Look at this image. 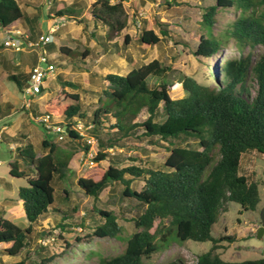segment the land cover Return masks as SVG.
<instances>
[{
	"label": "trees",
	"instance_id": "obj_1",
	"mask_svg": "<svg viewBox=\"0 0 264 264\" xmlns=\"http://www.w3.org/2000/svg\"><path fill=\"white\" fill-rule=\"evenodd\" d=\"M211 1L203 8L202 25L210 30L219 9H232L235 18L227 29V36L233 40L239 56L219 61L218 78L210 77L209 84L184 75L180 81L185 93L183 98L172 99L166 83L152 88L148 86L149 77L164 78L171 71L169 65L154 59L133 67L126 75H104L102 80L106 86L101 94L111 106H100V98L98 108L88 118L83 114L79 96L67 91L75 90L77 84L59 78L60 88L46 103L42 114L64 128L65 144L45 137L40 142V155L32 145H27L16 152L9 164L10 176L25 182L18 188L17 199L22 203L27 222V225L17 224L0 218V244H11L2 253L24 255L12 264H50L55 259L50 256L33 262L28 255L32 234L39 221L49 214L50 209L61 212L52 207L54 185L67 177L72 157L78 152L87 154L90 149L85 137L74 126L77 122L87 125L86 136L94 138L102 149L93 157L98 164L109 160V153L103 150L105 147L98 138L88 133L97 136L104 129L105 122L112 119L114 123L110 127L118 140L134 135L141 128L142 136L157 145L162 143L168 155L162 168L133 164L120 167L114 160L105 169L98 167L96 180L85 177L76 180L77 189L94 201L110 184L117 183L122 187L121 196L135 200L141 207V212L132 220L135 231L126 240L124 251L115 257L101 258L96 264H148L147 260L167 247L171 238L180 243H211L193 264H264V258L223 260L217 252L220 243L232 242L234 238L212 235V228L221 212L226 211L228 203L240 206L239 215L257 211L260 204L257 183L239 171L245 154L264 155V53L255 62L251 53L243 55L247 48L253 50L261 46L264 49V0ZM125 3V0H94L87 20L76 21L86 29L88 21L91 26L89 37L106 46L127 27ZM165 3L167 6L177 5L175 1L165 0ZM67 14L71 15L69 11ZM23 17L16 0H0L1 27ZM156 25L158 34L155 30L142 29L138 37L140 44L157 46L168 38L161 24L157 22ZM98 29L105 30L107 35L98 36ZM130 40L131 37L125 35L124 48H128ZM222 43L212 34L209 37L201 34L193 55L213 58ZM110 46L118 49L116 43ZM250 77L256 85L254 94L247 85ZM143 108L147 118L135 122ZM133 180L142 182L140 190L132 189ZM63 193L68 200V191L63 189ZM92 212L101 222L95 225L90 235L85 234L87 238H115L119 235L121 228L113 212L97 208ZM155 221L158 224L152 231ZM57 225L65 227L66 224L58 222Z\"/></svg>",
	"mask_w": 264,
	"mask_h": 264
},
{
	"label": "rangeland",
	"instance_id": "obj_2",
	"mask_svg": "<svg viewBox=\"0 0 264 264\" xmlns=\"http://www.w3.org/2000/svg\"><path fill=\"white\" fill-rule=\"evenodd\" d=\"M85 1L88 3L90 0ZM168 1H175L177 5L167 6L165 0H130V2L125 3L126 19L128 22L126 32H129L131 36L127 54L133 59L134 67H138L143 63H149L155 58L164 65H169L171 71L164 77L168 84V94L172 99H181L182 91L178 84H180L184 75L191 76L200 83L209 84L210 77L212 79L218 78L219 61L223 62L225 57L239 56L233 40L228 39L227 36V29L234 20L235 15L232 9H219L215 23L209 30L202 25L201 19L203 8L210 5L212 3L211 0ZM157 22L161 24V28L167 31L168 38L163 39L157 47L140 44L138 37L142 29H153L158 34L159 28L156 25ZM42 29L45 31V28ZM88 31L89 29H86L87 35ZM86 34L83 31L80 32V46H78L80 51H82L83 47L90 48L92 46V42L85 43L84 35ZM201 34L208 37L212 34L223 41L221 49L215 57L198 58L193 55L198 44V37ZM122 41L123 37L119 38L120 44H122ZM78 43L75 42L76 45ZM70 46L72 48L75 45L71 43ZM55 48V51L58 52L57 46ZM45 49L47 50V47ZM247 53H251L253 62H255L264 53V49L261 46L253 50L247 48L244 50L243 55ZM70 57L77 58L76 52H72ZM89 58L90 61L86 63L85 67L81 65L80 71L75 69L72 71L67 70L63 77L80 84L78 90L69 89V92L79 96L83 114L88 118L98 108L99 98L102 99L100 106L104 108L111 106V102L101 94V90L105 89L103 81L95 76L87 77L86 73L89 72L88 70H92L94 64L93 57ZM105 60L102 61V66H104L103 62H110L112 68L110 69V65H105L107 69L102 71L103 73H106L108 69L118 72L120 75L127 71L123 68V61L120 58L112 56L109 61V57L107 56ZM125 65L129 66L128 63H125ZM77 75L78 77H76ZM160 80V78L153 77L149 79L148 86L151 88L155 87L160 83ZM247 85L250 88L251 94H254L256 85L253 78L250 77L247 80ZM66 103H72V101H67ZM147 116L146 109L143 108L134 121L143 122ZM113 123V119L105 122L104 129L97 136L88 133V135L95 136L103 143L105 147L103 150H108V157L110 159L98 164L96 163L91 168L85 165L88 156L94 157L98 150H102L99 145L93 144L90 146L87 154L80 152V156L75 158V163L72 164L74 172L69 171L65 179L58 182L56 186L54 185V204L52 207L59 209L61 212L50 209L49 214L45 215V218L39 221L35 227V231L32 234V243L29 248L31 249L28 255L30 261L39 262L41 258L53 256L55 259L50 264H96L101 258L115 257L124 251L126 240L135 231L132 220L141 212V207L135 200L123 198L121 196L122 187L117 183L110 184L100 193L98 200L94 201L92 198L85 196L81 190L79 191L75 182L79 177L96 180L98 178V167L105 169L114 160L118 161L120 167L133 164L137 166H149L153 169L162 168L168 152L162 148L164 146L162 143L157 145L155 141H148V138L142 136L141 128L137 129L134 135L118 140L115 131L110 127ZM31 124L39 133L46 136V131L41 125L34 121H31ZM63 142L65 141H62L61 144H65ZM109 144H111L112 148H110ZM0 157L9 159V149L5 143L1 142ZM8 171L7 164L0 167V176L4 177L5 175L6 180L5 185L1 187L3 195H0V203L4 197L15 201L17 199L18 188L25 185L22 179H12L10 182ZM239 172L248 176L252 182L257 183L260 204L257 211L244 212L239 215L240 206L230 202L226 206V211L221 212L218 222L212 228V235L216 238L220 236L234 238L232 242H221L220 248L217 250L220 257L226 261L264 258V234L260 239L256 237L260 225L259 214L264 207V155L255 152L244 155L241 159ZM131 187L134 190H140L142 182L140 180H133ZM63 189L68 191V200L64 198ZM93 208L114 213L121 228L117 237L103 239L86 237L85 234L90 235L95 225L101 222V219L92 212ZM65 213H67L66 217ZM7 215L0 214L5 219H8ZM58 222L66 224L65 227H59L57 225ZM16 223L21 224L23 221H17ZM157 224L158 221H155L152 231H154ZM38 232H40V235ZM76 238H79L80 241ZM10 246L11 244L0 246V261L2 264L15 263L24 256L23 254L20 256H9L2 253L3 250L8 249ZM210 246V242L186 241L180 243L175 238H171L168 246L152 255L147 260V263L165 264L176 262L177 264H193L196 257L206 252Z\"/></svg>",
	"mask_w": 264,
	"mask_h": 264
},
{
	"label": "crops",
	"instance_id": "obj_3",
	"mask_svg": "<svg viewBox=\"0 0 264 264\" xmlns=\"http://www.w3.org/2000/svg\"><path fill=\"white\" fill-rule=\"evenodd\" d=\"M16 2L22 9L24 17L6 27L0 26V142L5 143L9 149V159L0 157V167L7 164L9 171V164L15 158L16 152L25 146L32 145L36 149L37 154L40 155V142L49 136L46 133V136L39 133L32 126L31 121L35 122V118L43 113L46 103L58 92L60 88L59 78L77 84L75 91L80 87V84L76 81L63 78L67 70L72 71L75 69L80 71L81 65L85 67L86 63L90 61L89 57H93L94 64L92 70H88L89 72L86 73L87 77L95 76L102 80V77L106 74L120 75V73L109 69L106 70V73L102 72L107 69L105 65H110V69L112 68L110 62H103L104 66H102V61L107 56L109 61L112 56L118 57L123 61V68L127 71L122 75H126L134 67L133 59L130 56L127 58L128 48L123 46L125 35L131 37L129 32H126L128 22L127 27L121 34L116 36L106 46L98 44L95 39L89 37L91 26L88 21H86V27L89 29L88 35L84 25L77 23L76 20H87L94 0H90L88 3L85 0H16ZM68 11L71 15L67 14ZM61 23L63 24L53 33V41L47 46L50 61L55 65L54 73L44 80L40 93L35 96H23V89L27 86L29 75L36 65L38 57V52L27 46V40L37 41ZM42 28H45V31ZM16 31H19L20 34H17ZM81 31L87 35H84L85 43L92 42L90 48L83 47L82 51L78 48L80 46ZM97 34L98 36L107 35L106 31L101 29H98ZM121 37H123L122 44L119 42ZM9 39L17 41V48L4 47L3 43ZM75 42L79 43L76 45ZM71 43L75 45L72 48L70 46ZM113 43L117 44L118 49L110 46ZM56 46L58 52L55 51ZM72 52H76L77 58L70 57ZM108 53L110 54L108 55ZM125 63H128L129 66L127 67ZM151 78L153 76L148 78L147 83ZM160 79L159 84L166 83L164 78ZM103 83L106 86L104 81ZM178 86L182 91L181 98H183L185 93L181 88V84H178ZM70 90L68 89L67 91L69 92ZM26 102H28V106H26ZM77 156H80V152L76 153L69 163V170L72 172H74L72 164L75 163ZM9 171L8 176L11 182L13 178L10 176ZM5 181V175L4 177L0 176V195H3L1 187L5 185ZM2 199L0 214H8L7 220L11 222L23 221L22 224L27 225L21 201L18 199L12 201L5 197Z\"/></svg>",
	"mask_w": 264,
	"mask_h": 264
},
{
	"label": "built area",
	"instance_id": "obj_4",
	"mask_svg": "<svg viewBox=\"0 0 264 264\" xmlns=\"http://www.w3.org/2000/svg\"><path fill=\"white\" fill-rule=\"evenodd\" d=\"M125 1L126 3L130 2V0ZM62 24L63 23L55 26L46 36L40 37L37 41L27 40V46L36 50L38 52V57L37 63L33 67L29 75L27 86L23 89V96H35L36 94L40 93L44 80L54 73L55 65L50 61L48 52L45 47L53 41V33ZM16 33L20 34L19 31H16ZM3 45L6 48H17L16 42L12 39L5 41ZM26 106H28V102H26ZM35 122L41 125V127L44 128L46 133L54 141L61 142L64 140V128L58 122H54L52 119H50L49 116L41 114L39 117L35 118ZM74 128L79 132L81 136L85 137L89 147L93 144H97L94 138L86 136V127L83 123L77 122ZM95 164L96 162L93 160V157L91 155L86 158L85 165L91 168L94 167Z\"/></svg>",
	"mask_w": 264,
	"mask_h": 264
},
{
	"label": "water",
	"instance_id": "obj_5",
	"mask_svg": "<svg viewBox=\"0 0 264 264\" xmlns=\"http://www.w3.org/2000/svg\"><path fill=\"white\" fill-rule=\"evenodd\" d=\"M259 217H260V225L257 230L256 237L260 239L264 234V207L261 209Z\"/></svg>",
	"mask_w": 264,
	"mask_h": 264
},
{
	"label": "clouds",
	"instance_id": "obj_6",
	"mask_svg": "<svg viewBox=\"0 0 264 264\" xmlns=\"http://www.w3.org/2000/svg\"><path fill=\"white\" fill-rule=\"evenodd\" d=\"M64 141V140H63ZM56 142V141H55ZM62 142V141H61Z\"/></svg>",
	"mask_w": 264,
	"mask_h": 264
}]
</instances>
